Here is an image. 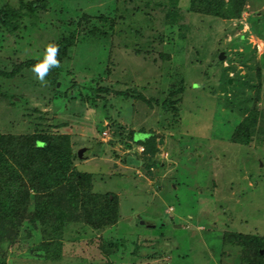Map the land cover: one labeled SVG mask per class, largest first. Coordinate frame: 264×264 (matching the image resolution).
<instances>
[{"label":"rangeland","instance_id":"1","mask_svg":"<svg viewBox=\"0 0 264 264\" xmlns=\"http://www.w3.org/2000/svg\"><path fill=\"white\" fill-rule=\"evenodd\" d=\"M21 1L33 0H0V8ZM148 1L50 0L36 16L0 25V71L10 72L42 59L44 44L77 24L56 89L30 69L0 77V134L65 136L83 149L76 169L94 174L93 191L115 195L119 211L101 230L67 225L56 261L24 223L4 246L7 264H244L224 237H264V0H248L232 20L190 13L180 0V28L165 24L162 0ZM100 16L114 20L113 30ZM92 27L106 36H86ZM238 77L248 87L232 106L222 81ZM255 105L251 143L231 142ZM150 134L154 150L144 154L131 136Z\"/></svg>","mask_w":264,"mask_h":264},{"label":"trees","instance_id":"2","mask_svg":"<svg viewBox=\"0 0 264 264\" xmlns=\"http://www.w3.org/2000/svg\"><path fill=\"white\" fill-rule=\"evenodd\" d=\"M248 0H189L188 12L214 18L232 20L239 18ZM50 0L20 2L18 9L0 8V25L9 28L26 17H34L39 11L46 10ZM150 0L147 2L149 3ZM180 0H162L157 3L162 8L165 24L178 27L184 18L179 9ZM81 22L88 20L87 15L80 16ZM100 21L109 23L113 30L114 20L100 16ZM77 24L68 28L59 36L58 60L61 62L69 50L76 44ZM80 33H85L81 30ZM106 31L92 27L86 36H106ZM37 60H27L10 72L0 71V77L11 79L23 69H30ZM55 68L46 77V81L56 89ZM174 88L175 93L183 91V83ZM226 88L232 93L228 104L236 106L239 95H243L248 83L238 77V82L229 85L223 79ZM173 90V91H174ZM238 90V94L235 91ZM238 96V97H237ZM164 101L163 104H165ZM238 102V103H237ZM239 105V104H238ZM246 106V105H245ZM175 113L177 109L171 105ZM243 116V112H240ZM260 112L255 106H249L242 121L233 129L230 141L239 145H249L257 132L256 120ZM149 135L144 140L131 141L143 148L144 154L154 150L153 139ZM80 160L63 135L42 134H0V264H7L5 245H11L19 237V229L26 223L32 229L41 232L39 250L45 259H61L62 231L70 224L87 225L92 230H101L113 226L119 217L116 196L93 191L92 173L79 172L75 163ZM224 244L241 249L244 264H264V237L240 233H230L224 237ZM115 245V243H113ZM263 254H260V251Z\"/></svg>","mask_w":264,"mask_h":264},{"label":"clouds","instance_id":"3","mask_svg":"<svg viewBox=\"0 0 264 264\" xmlns=\"http://www.w3.org/2000/svg\"><path fill=\"white\" fill-rule=\"evenodd\" d=\"M43 48L42 59H38L30 68V71L42 85L46 83V77L51 70L60 67V61L57 58L60 51L59 46L54 42H48L44 44Z\"/></svg>","mask_w":264,"mask_h":264},{"label":"water","instance_id":"4","mask_svg":"<svg viewBox=\"0 0 264 264\" xmlns=\"http://www.w3.org/2000/svg\"><path fill=\"white\" fill-rule=\"evenodd\" d=\"M82 152H83V149H81V150L78 151L77 154H78V157H79V158L81 157ZM141 224H143V222H141Z\"/></svg>","mask_w":264,"mask_h":264},{"label":"built area","instance_id":"5","mask_svg":"<svg viewBox=\"0 0 264 264\" xmlns=\"http://www.w3.org/2000/svg\"><path fill=\"white\" fill-rule=\"evenodd\" d=\"M103 135H104V136H106V135H107V133H106V132H103ZM142 150H143V148H142Z\"/></svg>","mask_w":264,"mask_h":264}]
</instances>
